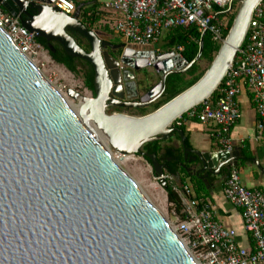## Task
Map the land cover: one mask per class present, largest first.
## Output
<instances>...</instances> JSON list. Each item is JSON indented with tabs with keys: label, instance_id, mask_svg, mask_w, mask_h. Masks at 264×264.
I'll return each instance as SVG.
<instances>
[{
	"label": "water",
	"instance_id": "1",
	"mask_svg": "<svg viewBox=\"0 0 264 264\" xmlns=\"http://www.w3.org/2000/svg\"><path fill=\"white\" fill-rule=\"evenodd\" d=\"M53 1L0 3L25 28L45 39L48 51H54L52 43L57 42L68 55L88 61L95 73V95L84 97L83 105L75 108L0 27V264H198L112 149L148 157L160 176L167 170L160 157L140 149L177 132L184 149L182 168L205 179L223 172L233 154L187 147L184 132L170 127L169 121L205 102L217 89L259 0H251L240 21L250 0L243 1L225 42L198 81L141 116L108 113L107 107L133 109L158 100L168 73L184 72L199 60L203 40L191 62L173 50L155 55L147 50L152 47L101 39L98 31L80 21L83 3L70 15L54 8ZM69 31L85 37L90 51ZM228 42L236 48L227 53ZM108 48L121 49L119 60ZM150 62L161 81L139 101L124 100L130 90L123 81L133 75L121 71L120 64L141 70ZM67 95L81 96L71 88ZM180 100L176 112L163 114ZM160 183L164 187L165 181Z\"/></svg>",
	"mask_w": 264,
	"mask_h": 264
},
{
	"label": "built area",
	"instance_id": "2",
	"mask_svg": "<svg viewBox=\"0 0 264 264\" xmlns=\"http://www.w3.org/2000/svg\"><path fill=\"white\" fill-rule=\"evenodd\" d=\"M77 1L54 0L51 5L72 15L77 10ZM243 1L104 0L95 15L110 22L114 34L120 35L122 42L152 47L147 50L159 55L166 51L163 52L158 44L168 31L176 27L196 25L199 43L208 34L214 43L222 45L226 40L224 32L228 29L229 18ZM236 3L239 4L237 8ZM248 20L245 37L217 87V98H208L192 107L171 124L179 128L186 120L194 119L214 124L211 137L216 152L231 155L234 143L230 129L242 117L239 102L242 85L249 89L257 114V138H264V0H259ZM0 27L43 73L41 69L48 63L44 57L48 50L38 42L36 34L25 28L20 18L10 14L1 3ZM182 50L183 46L174 49L180 57H183ZM149 65L153 64L150 62ZM115 152L117 158H114L120 163L119 159L123 157ZM233 160V156L228 160L222 191L226 200L241 211L243 228L250 240L248 246L238 243L236 230L225 226L210 204L194 197L191 185L178 182L168 172L155 177L159 182L161 179L169 182L180 197L179 212L173 209L176 224L171 227L198 264H264V192L243 184L240 170Z\"/></svg>",
	"mask_w": 264,
	"mask_h": 264
},
{
	"label": "trees",
	"instance_id": "3",
	"mask_svg": "<svg viewBox=\"0 0 264 264\" xmlns=\"http://www.w3.org/2000/svg\"><path fill=\"white\" fill-rule=\"evenodd\" d=\"M81 3H83V6L81 8L79 19L82 23L86 25L88 29L92 30L96 23L103 21L104 29L107 32L111 33L112 35L114 34L111 23L101 18V16L95 15V12L99 8H101V2L99 0L77 1V5ZM234 18H235V13H233L229 18L228 29L224 32L225 37L227 36L229 29L232 26ZM69 33L74 37L76 42L85 51L87 52L90 51L91 49L90 44L85 37H83L82 35H80L75 31H69ZM199 38H200V34L197 31L196 25H191L189 27H176L166 33V35L162 39L161 46L168 50L175 49L177 48V46H183V50L181 51L182 56L188 62H191L195 59V57L199 52V48H200V43L198 42ZM37 40L48 50L47 41L45 39L37 37ZM202 40H203V51L199 60L206 59L211 63L215 58L216 54L218 53L221 45L214 43L208 34H205ZM52 44L54 46V51H49V54L52 57V59L56 63L63 65L70 72L76 75H82L85 87L88 88L93 93V95H95L94 92L95 73L91 64L82 58L68 55L59 43L53 42ZM197 62H194L187 70L184 71L186 74L191 75V77L189 78L191 80L188 86H186L183 89H179L178 87L175 86V84L173 83L174 81L172 80L174 78L172 77L175 76L178 77L179 75H183L185 74L184 72H172L166 75L165 88L162 91L160 98L154 101L150 105L154 108L153 111L156 110L161 105L165 104L167 101L171 100L173 97H175L182 91H184L186 88L193 85L196 81H198V79H200V77L204 74L205 70L198 72L200 67ZM217 96H218V90L216 89L209 98L210 100H215ZM135 110L141 115H145L147 113L146 107H139L136 108ZM179 129H181L185 134V129L183 124L179 126ZM175 135L178 138L180 137V135L177 132H173L168 140L165 141L162 139H157L154 141L147 142L141 147L140 150L142 152H146L149 154L155 153L158 157H161L162 153L172 146V145H168L167 142L171 141L172 137ZM185 142H186V146L190 147L187 137L185 138ZM178 151L179 153H177L174 163L167 167V172L174 176H177L180 170L184 169L180 166V162H182L184 159L182 156L181 149ZM145 158L151 163V160L148 157ZM180 178L183 179V177L181 176ZM193 187H194V192H196V194L198 195V196L196 195L197 198L205 196L206 193L205 185L201 178L194 177ZM164 189L166 191L168 203L171 204L174 210L179 212L181 202L178 193L175 190H173L169 182H165Z\"/></svg>",
	"mask_w": 264,
	"mask_h": 264
},
{
	"label": "crops",
	"instance_id": "4",
	"mask_svg": "<svg viewBox=\"0 0 264 264\" xmlns=\"http://www.w3.org/2000/svg\"><path fill=\"white\" fill-rule=\"evenodd\" d=\"M99 1L102 4L104 0ZM239 102L241 105L242 117L239 122L230 129V134L234 143V152L232 153L234 158L233 161L240 170L243 184L248 188L259 189L264 192V138H257V128H255L257 124V114L251 101V93L245 85H242V90L239 94ZM183 125L185 129V138H188L190 145L189 148L203 153L216 152L214 141L211 137L214 124H204L194 119L186 120ZM167 144L177 148V151L181 149L183 156L184 149L180 137L178 138L176 136L174 140L171 139L170 143L167 142ZM177 153H179V151ZM165 172H167V170H165ZM227 172L228 167H225L223 172L219 175L210 174L207 179L202 177L201 179L204 182L206 193L205 196L199 197L198 199L210 204L216 217L225 226L236 230L237 241L240 245L248 246L250 240L243 228L241 211L226 200L222 191ZM180 176L183 177V179H181ZM175 177L178 182L193 187L194 177L196 176L191 175L185 169H181L179 174ZM163 193L162 195L167 203V195L165 191Z\"/></svg>",
	"mask_w": 264,
	"mask_h": 264
},
{
	"label": "rangeland",
	"instance_id": "5",
	"mask_svg": "<svg viewBox=\"0 0 264 264\" xmlns=\"http://www.w3.org/2000/svg\"><path fill=\"white\" fill-rule=\"evenodd\" d=\"M239 7V4L236 3V8ZM240 8V7H239ZM238 10L235 12L237 14ZM92 30L99 32V37L104 40H108L113 44L121 43V37L118 34H111L104 29V22L100 21L96 23ZM87 40V39H86ZM162 41L158 44V47L164 52L169 51L161 46ZM174 51V49H172ZM121 52V51H120ZM116 53L119 56L121 53ZM175 52V51H174ZM176 54V53H175ZM48 55L51 62L49 61L45 67L41 70L44 75L49 78V80L61 91V94L68 100V102L74 104H78L79 100L73 99L69 95H67V90L69 88L77 91L83 97H91L94 96L93 93L85 87L84 80L82 75H76L69 70H67L63 65L56 63L49 54ZM119 58V57H117ZM199 71L207 70L211 63L206 59H200L198 62ZM40 66V65H39ZM185 73V72H184ZM134 77L138 84V93L136 96L132 98H139L147 92V89L152 85L161 81V77L158 73L156 66H147L141 70H137L134 74ZM191 77L190 74L179 75L178 77H172V79L176 87L179 89H183L190 83L189 79ZM151 105V104H150ZM147 106V113L153 111L152 106ZM78 106V105H76ZM108 113L118 112L115 109H109L107 107ZM122 112V111H121ZM122 113L133 115V116H141L134 108L123 110ZM146 113V114H147ZM173 124V122H172ZM172 127V126H170ZM176 136H173V140ZM170 143V141H168ZM113 156L117 158V153L112 149ZM122 159H119L120 164L128 171V173L133 177V179L138 183L144 193L147 195L149 200L162 212L168 223L172 226L176 224V217L173 214V207L171 204L166 203L165 198L162 194L165 191L162 184L155 179L156 174L151 163L141 154H121ZM166 193V191H165Z\"/></svg>",
	"mask_w": 264,
	"mask_h": 264
},
{
	"label": "flooded vegetation",
	"instance_id": "6",
	"mask_svg": "<svg viewBox=\"0 0 264 264\" xmlns=\"http://www.w3.org/2000/svg\"><path fill=\"white\" fill-rule=\"evenodd\" d=\"M30 12L31 13H35V10L34 9H30ZM22 16L24 18H26V15H24L22 13ZM118 44V43H117ZM108 52L110 53V55L112 57H114L115 59L119 60V58L117 57H120L116 55V53H119L121 51V49H114V48H108L107 49ZM121 53V52H120ZM149 66H152V65H149ZM120 69L121 71H125L126 72V75L129 76V75H133L132 77V80L130 78H128L126 81H123L124 83L126 82V84L128 85V88L130 90V93L129 94H126L125 93V98L124 100H130V101H139L140 97L138 98H132V97H129L130 94L134 91H137L138 92V84H137V81L134 77V74L137 70H134V69H131L129 67H127L126 65H123V64H120ZM139 71V70H138ZM155 85V84H154ZM154 85H152L151 87H153ZM150 87V88H151ZM148 88L147 91L150 89ZM109 109H115L116 111L122 113L123 110H126L128 108H124V107H120V106H114V105H110L109 106ZM136 109V108H134ZM122 111V112H121ZM177 148L171 146L169 147L167 150H165L162 155H161V163H163L166 167H168L169 165L173 164L174 163V160H175V157L177 155ZM191 155V154H190Z\"/></svg>",
	"mask_w": 264,
	"mask_h": 264
},
{
	"label": "bare ground",
	"instance_id": "7",
	"mask_svg": "<svg viewBox=\"0 0 264 264\" xmlns=\"http://www.w3.org/2000/svg\"><path fill=\"white\" fill-rule=\"evenodd\" d=\"M250 5H251V0L248 2L247 6H246V8H245V10H244V12L242 13V15H241V19H239L240 21H241L242 19H244L245 14H246V11H247L248 8L250 7ZM239 23H240V22H239ZM227 47H228L227 53L230 52L233 48H234V49L236 48V47L234 46V44L231 45L229 42H228V44H227ZM44 57L48 60V62H49V61H50V62L52 61L48 55H46V56H44ZM162 66H163V63H162V62L158 63V67H159V68H162ZM215 69H216V67L213 69V71L210 73L209 76H212V75H213ZM195 93H197V92H195ZM76 100H79V103H78V104H74V107H75V108H80V106L83 105V103H84V97H83V96H78V98H77ZM180 103H181V100H180L179 102H177L174 106H172L168 111H165L163 114H169V113H174V112H176V111H174V110L180 105ZM76 105H78V106H76ZM86 111H88V110H86ZM182 114H183V113H177V114L175 115V117H174L172 120L169 121V124L171 125L172 122H173L178 116H180V115H182ZM100 135L102 136L101 138L103 139V141L106 140V139H105V136H103L102 134H100ZM104 143H107V142H104ZM118 153H120V152H118ZM120 154H123V153H120ZM130 154H131V153H130ZM125 155H126V154H125Z\"/></svg>",
	"mask_w": 264,
	"mask_h": 264
}]
</instances>
